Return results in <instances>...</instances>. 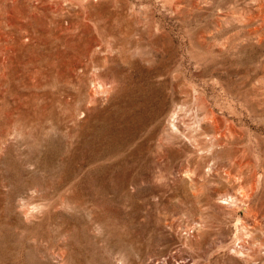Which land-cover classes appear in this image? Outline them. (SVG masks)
Returning <instances> with one entry per match:
<instances>
[{"label":"rangeland","instance_id":"rangeland-1","mask_svg":"<svg viewBox=\"0 0 264 264\" xmlns=\"http://www.w3.org/2000/svg\"><path fill=\"white\" fill-rule=\"evenodd\" d=\"M0 264H264V0H0Z\"/></svg>","mask_w":264,"mask_h":264},{"label":"bare ground","instance_id":"bare-ground-1","mask_svg":"<svg viewBox=\"0 0 264 264\" xmlns=\"http://www.w3.org/2000/svg\"><path fill=\"white\" fill-rule=\"evenodd\" d=\"M8 14V13H7ZM95 77V76H94ZM106 82V81H105ZM110 84V83H109ZM112 87V86H111ZM111 87H108V84H105L103 81H101L99 78H96L95 80H94V82H93V86H92V89H91V91H92V93L91 94H93V95H91V96H94V95H105V94H109L110 93V89H111ZM113 90V89H112ZM109 96V95H108ZM107 98V97H106ZM200 108H202L201 106L199 107V109ZM180 110H181V108H180ZM179 110V111H180ZM177 111V110H176ZM182 112V111H181ZM173 113V112H172ZM177 114H176V112L175 113H173V115H170L171 116V119H173L174 121H175V116H176ZM203 118V117H202ZM178 119V118H177ZM196 120V119H195ZM169 121H170V118H169ZM174 121L173 122H171V126H172V128H171V126H170V132H174V130H177L178 129V127H177V125L178 124H180V122L176 125L175 123H176V121H175V123H174ZM177 121H179V120H177ZM199 121V120H198ZM197 121V122H198ZM196 122V121H195ZM203 122V120L201 121V123ZM200 124V123H199ZM210 124V123H209ZM192 125H190V127H191ZM197 126H199V125H197ZM194 127V126H193ZM201 126H199V128H200ZM201 129V128H200ZM181 130V129H180ZM193 130V129H192ZM196 130H199V129H196ZM195 130V131H196ZM178 132H181V131H178ZM196 132H198V131H196ZM199 133V132H198ZM177 134V133H176ZM213 140V139H212ZM208 141H210V140H208ZM212 143H213V141H212ZM212 145V144H211ZM209 147V146H208ZM213 147H215V146H213ZM213 150V149H212ZM212 152V151H211ZM213 153H215L214 151H213ZM209 154H210V152H209ZM163 158H164V156H162ZM160 158V157H159ZM206 168V167H205ZM185 172H187V171H185ZM188 174V173H187ZM194 175V174H193ZM240 196H242V197H245L246 195H244V194H242L241 193V195ZM239 196V197H240ZM223 200V199H222ZM237 198L236 197H227V198H225L224 199V202H225V204L226 205H228V206H234V207H236L237 208V210L240 212V211H244L245 213H248L249 212V206L246 204V203H243V201H242V203H240V204H237ZM225 205V206H226ZM236 208H234V209H236ZM238 222H240V220H238ZM260 227V226H259ZM258 227V228H259ZM255 231V230H254ZM248 233V232H247ZM237 234H239V233H237ZM250 234V233H249ZM249 234H247L248 236H249ZM241 235V234H240ZM240 235H238L239 237H240ZM243 235V234H242ZM250 238V237H249ZM238 239V238H237ZM240 241H241V239H239ZM250 241V240H249ZM235 245V244H234ZM238 245V244H237ZM232 248L233 249H231L232 251H233V253L236 255V256H242V255H245L244 253H243V251H241V250H238L237 248H242V250H243V248H244V246H232ZM230 250V249H229ZM245 251V250H244ZM247 252V251H246ZM248 254V253H247ZM229 255H232V254H229ZM234 255V256H235Z\"/></svg>","mask_w":264,"mask_h":264}]
</instances>
